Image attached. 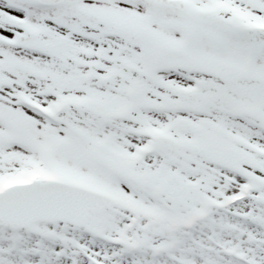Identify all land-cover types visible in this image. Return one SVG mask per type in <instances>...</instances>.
Listing matches in <instances>:
<instances>
[{
  "label": "snow or ice",
  "instance_id": "snow-or-ice-1",
  "mask_svg": "<svg viewBox=\"0 0 264 264\" xmlns=\"http://www.w3.org/2000/svg\"><path fill=\"white\" fill-rule=\"evenodd\" d=\"M0 264H264V0H0Z\"/></svg>",
  "mask_w": 264,
  "mask_h": 264
}]
</instances>
